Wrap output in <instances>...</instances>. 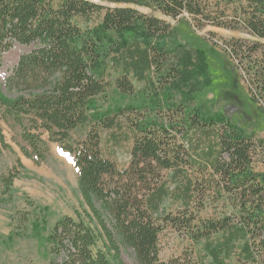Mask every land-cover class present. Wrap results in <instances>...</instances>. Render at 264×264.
Listing matches in <instances>:
<instances>
[{"label":"trees","instance_id":"16d2710c","mask_svg":"<svg viewBox=\"0 0 264 264\" xmlns=\"http://www.w3.org/2000/svg\"><path fill=\"white\" fill-rule=\"evenodd\" d=\"M217 1L0 0V68L15 46L33 48L8 80L9 88L23 95L0 94L3 119L23 132L22 150L36 164L45 161L42 133L74 159L85 206L77 219L53 226L50 264H115L123 248L134 251L137 264H264V143L218 117L171 104L172 90L165 92L184 78L188 65L179 67L162 41L176 36L171 25L140 11L172 20L186 15L201 29L243 27L264 39V0H224L223 7ZM125 32L131 38L109 48L111 36ZM107 55L116 76L112 84L123 96L135 95L136 82L148 86L158 77L166 119L147 118L142 104L129 106L96 119L86 137L75 141L73 133L89 120L92 100L108 91ZM197 56L198 75L205 79L206 56L201 51ZM250 68L263 94L264 60L251 59ZM126 114L137 115L131 120ZM124 129L131 160L120 170L104 154L101 130ZM0 144L8 150L1 128ZM19 177L10 170L1 178L0 206ZM166 201L176 205L174 213L163 214ZM167 229L193 248L202 246L206 258L192 248L163 262L161 237Z\"/></svg>","mask_w":264,"mask_h":264},{"label":"rangeland","instance_id":"374dc122","mask_svg":"<svg viewBox=\"0 0 264 264\" xmlns=\"http://www.w3.org/2000/svg\"><path fill=\"white\" fill-rule=\"evenodd\" d=\"M216 4L223 7L225 1H217ZM140 11L145 15L162 18L171 25L176 36L162 41L175 52L174 61L179 67L186 68L188 65L184 78L177 84H172L165 92L167 96L172 90L171 104L182 105L188 110L198 109L205 115L218 117L226 126L251 134L256 141L264 143V93L260 94L252 82L254 72L250 68L251 59L264 60V39H255L243 27L229 30L207 24L201 29L186 15L172 20L149 9ZM122 38H131V33L112 35L108 41V45H111L109 48L112 49ZM135 39L140 38L136 36ZM241 46H244L243 51H239ZM255 46L258 47L257 55L250 59L251 50ZM32 50V47L15 46L2 57L0 94L5 98L15 99L23 95L18 90L10 89L8 80L20 57ZM200 51L206 56L208 77L205 79L198 75L197 70V53ZM242 52L247 58L245 61ZM103 67L107 73L106 78L112 76L108 91L92 100L88 109L89 120L73 133L75 141L86 137L96 119L101 120L107 115L115 116L118 110L129 106L142 104L139 108L147 118L159 122L166 119L161 117L168 104H164V94L157 95L164 88L158 83V77L148 86L136 82L135 95L126 97L112 84L116 76L111 71L108 55ZM4 111V107L0 105L1 133L9 146L6 150L0 144V194L3 192L1 178L8 175L10 170L20 177L13 183L12 194L0 206V264H50L51 245L48 237L53 226L67 217L77 219V214L83 213L85 208L78 187L74 159L60 145L50 142L47 134L42 133L41 146L45 161L36 164L22 150L25 145L23 132L3 119ZM135 115L126 114V117L134 120ZM121 119L125 120L124 117ZM126 134L125 129L121 132L101 130L104 154L120 170L126 168L131 160L132 143L123 139ZM113 136L115 139L120 137V140L116 142ZM175 210L176 205L171 201H166L162 207L163 214L174 213ZM192 248L189 241L167 229L161 237V260L168 263L186 252L190 254ZM193 249L200 259L206 258L201 251L202 246L196 245ZM120 257L115 264H137L131 248H123Z\"/></svg>","mask_w":264,"mask_h":264}]
</instances>
